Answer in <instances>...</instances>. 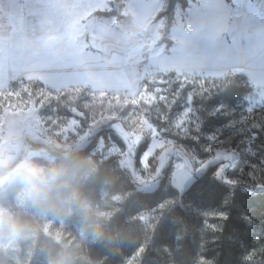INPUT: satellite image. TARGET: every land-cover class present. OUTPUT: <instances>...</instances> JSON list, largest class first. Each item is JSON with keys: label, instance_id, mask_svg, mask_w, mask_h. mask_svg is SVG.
<instances>
[{"label": "snow or ice", "instance_id": "obj_1", "mask_svg": "<svg viewBox=\"0 0 264 264\" xmlns=\"http://www.w3.org/2000/svg\"><path fill=\"white\" fill-rule=\"evenodd\" d=\"M194 2L0 0V16L12 14L4 27L7 38H0V98L6 99L7 92L8 97L23 102L22 111L33 114L55 102L53 113L67 111L69 116L63 121L71 128H81V122L91 118L89 133L97 142L105 138L96 130L107 124L111 135L106 147L119 151L112 140L115 136L133 158L147 141L139 156L142 168L149 166L147 162L157 151L162 153L159 163L163 164L168 155L165 145L172 143L165 141L163 134H172V129L178 136L196 131L197 139H203L201 116L204 123L221 125L211 129L213 136L208 139L217 147L205 152L209 159L200 161L201 171L214 168L219 179L227 175L237 157L264 164V96L254 93L250 83L246 91L223 89L213 95L209 90L218 87L215 81L221 77L214 73L221 58L239 59V47L223 49L209 44L206 28L196 31L189 25L180 31L192 40L190 46L176 40L166 43L169 36H162L156 47L147 51H136L125 43L129 33L149 19L155 30L162 31L163 25L172 32L178 19L182 22L185 15H192ZM254 55L257 63L253 70L264 72V52ZM13 82L20 85V92H9ZM32 83L43 87L32 92L25 86ZM21 92L28 97L26 101ZM98 109L109 115L101 113L96 120ZM49 120L54 122L51 117ZM223 131L230 134L225 139H221ZM245 148L249 151L244 152Z\"/></svg>", "mask_w": 264, "mask_h": 264}, {"label": "trees", "instance_id": "obj_2", "mask_svg": "<svg viewBox=\"0 0 264 264\" xmlns=\"http://www.w3.org/2000/svg\"><path fill=\"white\" fill-rule=\"evenodd\" d=\"M16 84L13 82L11 87ZM217 86L210 90L211 94L223 89L246 91L249 83L245 75L237 74ZM201 119L203 132L212 133L214 126H221L220 122L204 123V116ZM96 140L94 138L81 153L65 162L75 173L76 186L90 201L100 200L104 191H109L110 196L132 193L117 210L102 217L103 235L95 239L89 234L91 221H86L79 212L57 214L31 205L27 212L19 213V218L27 221L33 232L29 239L21 242L23 264H50L63 245L76 250V264H264V187L242 182L224 183L215 177V169L210 167L180 195L178 203L166 208L164 215L150 225L139 214L156 209L177 191L162 187L150 194L135 191L113 156L102 161L96 157L92 163L94 168L86 177L83 171L91 164L83 157L92 150ZM145 148V144L141 146L138 155ZM251 151L255 153L256 149ZM245 161L238 160L228 171L229 176L242 177ZM261 175L264 176V172ZM22 188L17 178L9 188L11 200ZM47 214L56 221L65 219L68 223H77L81 234L74 228L76 240L71 242L68 238L58 240L45 233L42 221L37 218Z\"/></svg>", "mask_w": 264, "mask_h": 264}, {"label": "rangeland", "instance_id": "obj_3", "mask_svg": "<svg viewBox=\"0 0 264 264\" xmlns=\"http://www.w3.org/2000/svg\"><path fill=\"white\" fill-rule=\"evenodd\" d=\"M215 7L216 12L210 16L205 11L207 15L206 19L198 18L202 21H199L197 23L198 26L194 27V29L200 31L206 28L207 36H212L213 38L221 34L224 35V33L225 35L227 33L232 35V43L234 46L239 47L241 56L239 59L231 62H240L249 69L241 66L220 67L214 74L220 76L221 79L216 80L215 84L218 85L237 74L243 73L247 76L248 83L253 86L254 93L264 96V72L258 69L253 70L254 65L257 63V56L254 54L264 52V0H215ZM192 12L197 14L193 5ZM11 15V12H7L5 15L0 16V38H7L4 27L8 24ZM193 17L196 18L195 15H192ZM209 17L213 21H210ZM183 25L184 22L178 19L174 24L173 32L181 35L180 29ZM160 28L163 30H155L152 21L150 19L146 20L129 33L125 43L130 44L136 51L140 49L147 51L156 47L162 36H169L170 39L166 43L171 44V41L174 40L172 39L173 34L168 32L163 25H160ZM174 36L177 37L176 34ZM182 38L181 40L179 38L177 42L183 43ZM25 86L29 87L32 92H36L43 87L39 83L26 84ZM172 87L175 89L176 85H172ZM214 88L210 87L209 90ZM20 91L18 83L9 89V92L12 93ZM188 91H192V89H188ZM21 96L24 101L28 99L23 92H21ZM5 97L6 99L0 98V143L6 141L17 157L27 155L35 157L41 162L51 160L53 161L52 166L56 164L63 165L72 155L81 153L95 138L89 133L88 126L93 123L91 118L87 122L82 121L81 128H71L70 126H66L63 121L65 117L69 116L67 111L60 109L57 113H53L52 109H57L55 102H52L40 112L33 114L26 110L22 111L21 109L24 108L23 102L17 100L15 96L8 97L7 92H5ZM9 103L13 107L9 108ZM101 113L105 116L109 115L107 111L98 109L95 115L96 120H100ZM57 116L59 120L55 119ZM50 117L54 122H50ZM236 119H239V117H236ZM164 127H167V125H164ZM100 128L103 130L98 128L96 132L98 136L105 139L101 142H97L96 140V144L92 150L83 157L84 160L91 164L89 169L83 171L86 177L88 176V171L94 168L92 163L96 160V157H99V160L102 161L113 156L117 160L118 167L123 175L126 178L128 177V181L134 185L135 191L138 190L150 194L162 187L165 190L170 188L178 192L164 199L156 209L143 210L139 214V217L150 225L157 221L161 215H164L166 208L178 203L180 195L210 168L206 171H201L202 165L200 161H207L209 157L205 155V152L208 149H215L217 147L215 143H211L208 139L213 136V132H203L202 125L200 131L204 137L203 139H197L196 131H192L188 136H185L183 133H180L178 136L176 129H172V134H163L165 141L172 142L170 145H165V151L168 155L163 157V164L159 163L162 153L157 151L155 158L147 162L149 166L142 168L139 163V156L144 150L140 155H138V151L144 144L147 147V141L136 149V155L133 158L124 152V144L115 136H112V140L120 148L119 151L107 148V138L111 135L110 130L107 124H102ZM229 135V132L223 131L221 139H225ZM233 144H235V140H233ZM231 146L228 145V147ZM245 151L248 152L249 149L245 148ZM178 156L183 157V159H178ZM238 160L239 157L231 163L235 165ZM249 165H251V168ZM245 166V169L243 168L240 173L242 177L229 176V173H227L226 176L222 174L219 180H227V183L242 182L243 184L258 188L264 186V176L261 175L264 172V164L247 160L245 161ZM260 175L263 177H260ZM120 176L119 174V178L121 179L122 177ZM17 178V169L9 170V164L5 162L3 164V172L0 173V204L11 208L19 217V213L27 212L32 204L29 202L24 188L19 191L14 200H11L9 188ZM121 181L123 182L122 179ZM253 181L255 185L251 184ZM108 192L104 191L100 200H89L97 211L105 214L104 216H108L117 210L120 204L132 193H117L110 196ZM37 221H42L41 227L45 233L51 234L58 240L68 238L71 242L75 241L77 231L74 228H77L81 234L77 223H68L65 219L56 221V218L51 217L49 214L41 215L37 218ZM37 221L35 220V222ZM21 254L22 247L20 243L19 247L15 250L0 255V261H3V264H23Z\"/></svg>", "mask_w": 264, "mask_h": 264}, {"label": "clouds", "instance_id": "obj_4", "mask_svg": "<svg viewBox=\"0 0 264 264\" xmlns=\"http://www.w3.org/2000/svg\"><path fill=\"white\" fill-rule=\"evenodd\" d=\"M8 162L9 170L17 169L29 202L45 212L82 214L91 221L89 234L95 239L103 235L102 217L74 182V171L69 163L53 165V161L41 162L32 156L17 157L5 141L0 143V173ZM33 234L31 225L22 220L9 207L0 204V255L19 247ZM78 254L70 245H63L52 257L50 264H76ZM3 264V261H0Z\"/></svg>", "mask_w": 264, "mask_h": 264}, {"label": "crops", "instance_id": "obj_5", "mask_svg": "<svg viewBox=\"0 0 264 264\" xmlns=\"http://www.w3.org/2000/svg\"><path fill=\"white\" fill-rule=\"evenodd\" d=\"M227 1H229V0H227ZM196 3H198V4H196ZM192 5H193V8L196 10V13H197V14H194V12H192V15H195L196 18H194V17L192 18V15L191 16L185 15L183 17L184 25H189L192 29H194V27L198 26L197 23L199 21H202L199 19H202V18L206 19V17H207L206 12L208 13V16H210L216 12L215 11V9H216L215 0H195V2L192 3ZM194 5H195V7H194ZM209 20L213 21L210 19V17H209ZM173 29H174V27H173ZM171 33L173 34L172 39H174L176 41H178L179 38L181 40V37H183L182 41H183V44H185V46H190L192 44V40L190 38H188L186 35H184L182 32H181V35H178V33H174L173 31ZM174 34H176L177 37H175ZM232 38H233L232 35H229L228 33H227V35H225V33H224V35L221 34V35L215 36L214 38L212 36H207V42L209 44L219 46L223 49H228V48H231L232 46H234V44L232 43ZM234 66H241V67H245L246 69H248V67L242 65L240 62H231V61H228L224 58H221L220 66L218 68H220V67L221 68H223V67H234Z\"/></svg>", "mask_w": 264, "mask_h": 264}]
</instances>
